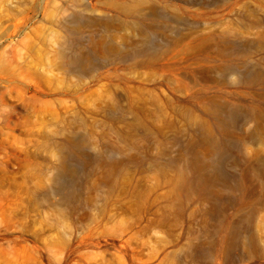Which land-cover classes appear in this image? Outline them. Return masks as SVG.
Returning <instances> with one entry per match:
<instances>
[{
    "label": "rangeland",
    "instance_id": "rangeland-1",
    "mask_svg": "<svg viewBox=\"0 0 264 264\" xmlns=\"http://www.w3.org/2000/svg\"><path fill=\"white\" fill-rule=\"evenodd\" d=\"M247 71L264 0H0V264H264Z\"/></svg>",
    "mask_w": 264,
    "mask_h": 264
},
{
    "label": "bare ground",
    "instance_id": "bare-ground-1",
    "mask_svg": "<svg viewBox=\"0 0 264 264\" xmlns=\"http://www.w3.org/2000/svg\"><path fill=\"white\" fill-rule=\"evenodd\" d=\"M139 6H140V3L133 5L130 9H135V8H138ZM119 7L123 8L124 4H121ZM234 70L237 72V69H234ZM260 75L255 76L252 71H247L246 73L238 75L235 78V83H238V84L243 83V84H248L250 86H253L261 82L260 85L264 87V72L263 71L260 72ZM224 110H227V109H225L224 106H220L218 104H217V107L214 108L213 110L210 108L205 109L207 113L212 114L215 117V119L218 122L219 129L222 130L221 132L226 131L227 124L236 123L238 120V112L236 109H229L228 115L225 118L223 115ZM202 121L200 125L198 126L199 142L202 143L204 147H206L207 153H210V154L215 153V156L221 157L222 153L224 152V149L226 148L225 139L222 136H218L216 130H213V128H211L207 122L205 121L202 122ZM184 173L185 171L181 170L180 172L181 175L179 178L180 184L178 187V191L181 190L182 186L184 188L183 183L186 181V179L184 178Z\"/></svg>",
    "mask_w": 264,
    "mask_h": 264
}]
</instances>
